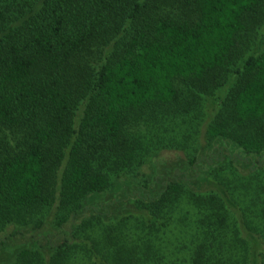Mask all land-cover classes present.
<instances>
[{"label":"trees","instance_id":"obj_1","mask_svg":"<svg viewBox=\"0 0 264 264\" xmlns=\"http://www.w3.org/2000/svg\"><path fill=\"white\" fill-rule=\"evenodd\" d=\"M166 3L0 0V232H39L53 205L56 230L77 220L74 241L47 245L49 255L32 242L9 264L250 263L231 203L179 182L105 229L104 213L82 214L151 150L130 126H172L216 94L207 140L228 141L232 166L264 169V49L239 51L264 22V0L170 2L184 18ZM235 214L241 230L257 231Z\"/></svg>","mask_w":264,"mask_h":264},{"label":"rangeland","instance_id":"obj_2","mask_svg":"<svg viewBox=\"0 0 264 264\" xmlns=\"http://www.w3.org/2000/svg\"><path fill=\"white\" fill-rule=\"evenodd\" d=\"M173 1L167 0L161 8L169 14L184 18L177 12L176 4L173 9L170 8L169 3ZM247 35L251 37L250 45L246 44V39L243 41V46L239 48L240 54H243L242 58L264 49V22L256 29H251ZM176 87L183 90L181 84H176ZM216 102H218L217 94L213 98H205L203 111L201 110L200 113L193 111L187 118L180 115L174 118L172 126L154 129L143 122L137 126H130L129 130L132 134L138 137L146 136L143 140L151 145V150H147L145 154L143 153V157L138 158H141L140 164L133 171L114 178L109 192L86 200L82 208L83 216L88 213H104L107 218L104 217L105 223L102 226L105 229L112 225L110 220L115 214L123 212L138 214L136 200L155 198L171 181L179 182L186 186L189 195H216L225 202L229 201L231 204L228 206L225 203L224 207L232 221L238 224L239 237L247 242L249 264H262V261L264 262V190L261 189V185L264 184V169L249 174L242 166H232L229 158L234 160V156H231L232 149L228 141L207 140V129L213 119L212 113ZM7 140L12 147L15 146L9 134ZM236 154L235 152L234 155ZM191 161L193 165H190ZM262 163L264 165V158ZM55 210L56 206L53 205L44 213L48 224L39 232L27 229L33 224L27 228L10 225L0 232V264L13 262V252L22 246H29L32 242H39L44 246L46 255L51 254L50 249L46 248L47 245L59 241L69 242L71 224L77 220L69 219L71 223L68 222L61 230H56L52 224ZM236 212L239 216L243 215L244 218L250 219L251 225L257 228V231L247 230L249 228L241 230ZM131 234V230L127 229L128 239ZM170 240L176 247L180 246L175 244L178 240ZM71 241H74L73 238ZM184 255V252L180 253V257ZM79 264L85 263L79 262Z\"/></svg>","mask_w":264,"mask_h":264}]
</instances>
